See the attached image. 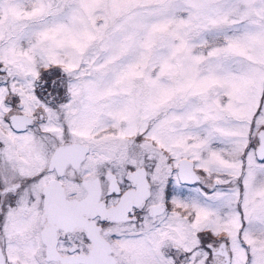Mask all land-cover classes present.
<instances>
[{
  "label": "snow or ice",
  "instance_id": "6c2138e0",
  "mask_svg": "<svg viewBox=\"0 0 264 264\" xmlns=\"http://www.w3.org/2000/svg\"><path fill=\"white\" fill-rule=\"evenodd\" d=\"M0 264H264V0H0Z\"/></svg>",
  "mask_w": 264,
  "mask_h": 264
}]
</instances>
